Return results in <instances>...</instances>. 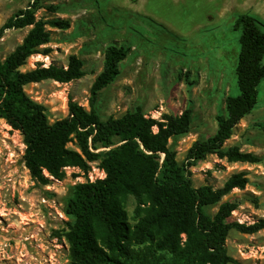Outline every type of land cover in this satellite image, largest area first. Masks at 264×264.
Returning a JSON list of instances; mask_svg holds the SVG:
<instances>
[{
    "label": "rangeland",
    "instance_id": "374dc122",
    "mask_svg": "<svg viewBox=\"0 0 264 264\" xmlns=\"http://www.w3.org/2000/svg\"><path fill=\"white\" fill-rule=\"evenodd\" d=\"M34 1L0 0V28ZM39 4L38 19L68 20L71 27L50 29L52 42L41 48L50 53L32 56L21 70L66 67L69 57L76 55L87 72L69 83L46 80L25 87L45 107L50 123L68 117L71 99L91 110L92 86L103 70L105 50L121 44L128 57L116 81L97 95L94 107L104 120L141 108L148 117L162 121L164 115L192 109L190 133L169 142L180 163L195 141L216 133L217 116L227 114L226 98L240 94L238 17L250 14L264 24V0H40ZM29 30L5 32L0 60L23 42ZM233 145L263 161L231 163L210 155L191 169L194 185L218 190L233 176L245 174V188L233 189L207 212L214 216L222 203L233 202L238 208L230 221L252 225L264 219V81L257 108L227 142ZM69 147L77 149L75 143ZM25 150L21 133L0 118V264H68L70 247L64 234L73 220L57 212L65 213L73 187L88 182L89 174L70 168L62 180L49 177L44 185L25 166ZM89 165L91 172L99 167L98 162ZM135 208L131 200L127 209L131 222ZM227 247L235 264H264V230L249 235L232 229Z\"/></svg>",
    "mask_w": 264,
    "mask_h": 264
},
{
    "label": "trees",
    "instance_id": "16d2710c",
    "mask_svg": "<svg viewBox=\"0 0 264 264\" xmlns=\"http://www.w3.org/2000/svg\"><path fill=\"white\" fill-rule=\"evenodd\" d=\"M40 0L19 11L0 28H30L23 42L5 60H0V118L23 136L24 162L32 177L44 185L49 177L63 179L67 168L90 172L98 162L106 178L73 187L65 214L73 220L65 232L69 244L68 264H235L227 239L232 229L243 234L264 230V219L247 225L231 222L238 205L224 202L212 216L207 208L219 204L235 188H245V174L233 176L223 188L195 187L191 169L210 155L228 162L260 164L262 158L227 146L239 123L257 108L264 81V24L250 14L240 15L241 52L236 69L240 94L226 98V116L216 118V133L195 141L184 162L169 142L190 133L193 110L181 115L152 119L143 109L121 117L102 119L94 100L120 75L128 49L113 43L104 53L103 70L92 86L90 111L69 102L67 118L51 124L42 104L25 87L46 80L69 83L87 75L85 62L71 55L66 67L39 66L21 69L34 55L50 53L41 48L52 42V31H66L68 20L37 18ZM52 11L57 10L51 6ZM157 128V131L155 130ZM75 143L77 149L69 144ZM136 208L133 222L128 213Z\"/></svg>",
    "mask_w": 264,
    "mask_h": 264
},
{
    "label": "built area",
    "instance_id": "2783aa9c",
    "mask_svg": "<svg viewBox=\"0 0 264 264\" xmlns=\"http://www.w3.org/2000/svg\"><path fill=\"white\" fill-rule=\"evenodd\" d=\"M67 169H70V168H67ZM91 172V171H90ZM88 173L89 174V181L90 182H95V181H97V180H103V179H105L106 178V173H105V171L104 170H102V169H100L99 167H97V168H93V172H91V173ZM46 176L47 177H50L47 173H46ZM51 178H53V177H51ZM45 201V200H44ZM58 214H59V216L61 217V218H64L65 217V213L64 212H61V213H59V212H57ZM234 213V212H233ZM240 223L242 224L243 222H241L240 221Z\"/></svg>",
    "mask_w": 264,
    "mask_h": 264
}]
</instances>
